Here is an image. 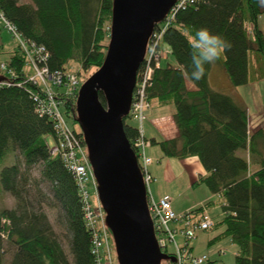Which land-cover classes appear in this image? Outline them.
<instances>
[{
	"label": "trees",
	"instance_id": "1",
	"mask_svg": "<svg viewBox=\"0 0 264 264\" xmlns=\"http://www.w3.org/2000/svg\"><path fill=\"white\" fill-rule=\"evenodd\" d=\"M31 1L33 5L0 0V15L23 41L46 48L50 54L46 65L51 71H70L69 63L75 62L81 66L76 73L82 77L83 73H97L104 66L114 0ZM263 15L264 0H191L164 22L167 28L162 42L168 46L176 66L163 67L161 59L152 62L153 75L145 88L149 110L174 107L178 130V137L151 140V145L158 147L164 158L199 160L203 173L197 176L193 187L205 185L221 202L224 218L213 228L223 227L224 231L214 241L229 239L238 248L235 264H264V130L250 132L247 108L212 89L209 76L213 64L205 65L206 75L200 81L183 73L192 70L195 30L208 27L231 45L222 54L231 85L246 86L250 54L260 56L264 65V32L258 28ZM156 32L161 34V29L157 27ZM1 54L10 75L0 71L5 80L0 84V184L4 192L16 199L18 207L0 213V264H6L7 244L13 247L9 264H97L77 183L63 161L50 153L48 140L57 141L56 131L48 118L36 112V89L26 83L25 58L19 51L3 53L2 45ZM219 61L220 58L215 63ZM86 81L87 77L82 80ZM99 98L106 106L102 93ZM77 99L69 98L64 108L74 123H78ZM132 122L130 116L123 120L131 146L140 137L139 127ZM71 128L81 132L72 125ZM11 150L20 152L25 172L17 165L2 169ZM241 152H247L248 159ZM35 167L41 169L39 179L50 186L53 203L65 219L72 261L55 238L47 216L23 206L24 188ZM214 204L209 201L190 214L201 215Z\"/></svg>",
	"mask_w": 264,
	"mask_h": 264
},
{
	"label": "water",
	"instance_id": "2",
	"mask_svg": "<svg viewBox=\"0 0 264 264\" xmlns=\"http://www.w3.org/2000/svg\"><path fill=\"white\" fill-rule=\"evenodd\" d=\"M176 3L114 0L109 53L104 66L82 86L77 100L78 123L119 264H161L169 259L156 240L143 175L123 120L130 114L138 72L155 29Z\"/></svg>",
	"mask_w": 264,
	"mask_h": 264
},
{
	"label": "built area",
	"instance_id": "3",
	"mask_svg": "<svg viewBox=\"0 0 264 264\" xmlns=\"http://www.w3.org/2000/svg\"><path fill=\"white\" fill-rule=\"evenodd\" d=\"M190 2L191 0H177L165 21H170L176 12ZM1 21L5 22L10 33L19 39L25 60L28 58L31 60L33 74L27 75L26 83L36 89L34 98L37 104V114L48 118L54 125L57 141L54 146H49L51 155L63 161L64 166L77 183L84 222L92 235V255L96 258L97 264H114L111 233L106 222L107 215L99 199V185L89 155L86 152L85 138L81 132L79 134L71 128L68 122L69 118H67L64 110L66 101L71 97L78 96L82 87L81 78L72 71H51L46 65L50 59V54L46 48L25 41L22 42L23 40L16 29L2 15H0ZM164 22L158 26L161 29V34L156 32L157 27L155 29L148 47L145 67L140 70V77L137 78L129 116L132 121L139 124L140 137L134 141L132 149L143 175L147 191L148 210L154 225L158 246L161 252L169 257L163 264H212L210 257H196L190 249L191 243L196 240L199 233L212 230L214 227V222L207 212L205 211L201 215L194 213L177 214L169 199L156 200L149 192V187L156 181L149 172V167L153 165L154 161L146 155L151 143L145 139L142 129L144 116L146 111L150 109L145 88L153 75L152 62H159L161 59V42L167 28ZM0 71L2 74L10 75L5 62L1 59ZM93 192L99 205L98 213L95 212L92 205ZM172 226L177 227L172 228ZM179 235L184 239L183 245H180L177 240ZM170 245L174 247L171 255L168 254Z\"/></svg>",
	"mask_w": 264,
	"mask_h": 264
},
{
	"label": "rangeland",
	"instance_id": "4",
	"mask_svg": "<svg viewBox=\"0 0 264 264\" xmlns=\"http://www.w3.org/2000/svg\"><path fill=\"white\" fill-rule=\"evenodd\" d=\"M19 5H33L31 0H17ZM260 30L264 32V15L261 17V26ZM24 42V41H22ZM0 45H2L3 53L12 54L15 52L22 53V49L20 48L21 43L19 39L13 36L12 33L6 27L5 22H0ZM161 65L163 67H167L168 65H175V61L169 52V48L167 45L161 42ZM3 55L1 54L0 57ZM224 56H220L219 63H215L212 66L211 77L209 78L210 86L212 89L223 93L225 95H229L234 100L239 102L240 96L243 97L244 101L248 106H252V95L249 93L250 87L247 86L245 88H235L231 85L227 72L223 67ZM252 63L254 66L252 67ZM31 60H25V73L27 75H32L33 70L31 69ZM146 61L141 66L140 70L145 67ZM250 70L252 68L255 76H259V79L264 78V68L261 57L256 55L255 53L250 54ZM69 70L72 72L81 71V66L78 63L70 62ZM139 70V72H140ZM138 72V74H139ZM94 70L87 72V74L83 73L84 76L81 78L85 80L87 77L88 80L94 75ZM86 76V77H85ZM252 80V72L250 71L249 80ZM5 81V80H4ZM87 82V81H86ZM85 82V83H86ZM2 83V82H1ZM0 83V84H1ZM82 82V84H85ZM189 88H191V84H188ZM260 90L262 93V99L264 101V79L260 83ZM250 104V105H249ZM251 108V107H250ZM149 111V110H148ZM146 111V114L147 112ZM170 112L174 114V107H168L165 109V114ZM144 116V120L146 117ZM70 125L76 131H81V127L79 123H74L73 120L68 119ZM133 125L139 127V124L136 122H132ZM145 126V132L147 134V138L152 135V128L148 120L143 121ZM142 123V124H143ZM151 130V131H150ZM150 131V132H149ZM149 132V133H148ZM49 146H54L55 142L52 139L48 140ZM86 152H88V148H86ZM146 155L148 158H151L154 161V165L149 169L150 174L152 175L156 183H152L149 187L151 196L159 200L160 198H167L171 201L174 211L176 212L178 208H183L184 213H190L195 211L203 206L209 201L215 202V204L205 210L207 214L212 218L214 224H218L222 222L224 218L221 202H219L217 197H214L209 189L205 185H199L193 187V183L197 181L196 169L189 167L186 162L164 158L160 149L158 147H152L146 151ZM240 155L244 158L249 157L247 152H241ZM14 165L19 166L22 171L25 172V162L23 157L20 155L19 151L11 150L6 162L4 163L3 168L12 167ZM201 167V173H203V168ZM41 169L39 167H35L32 171L29 172L30 182H28L25 186V192L23 193V206L29 208V206L39 211L42 214H45L53 228V232L55 238L60 243L63 248L65 254L72 261L71 256V248H70V238L65 226V219L63 215L60 213V210L55 206L52 200V196L50 194L51 188L49 185H45L40 181L39 171ZM200 173V174H201ZM39 185V187H38ZM92 205L95 212L98 213L99 205L97 202L96 195L94 192L92 193ZM18 207L17 201L10 194L3 191L2 186L0 184V213L2 211H12L16 210ZM204 211V212H205ZM203 212V213H204ZM182 215V214H181ZM177 226H172L175 228ZM224 231L223 227L213 228L212 230L199 233L198 237L195 241L191 243V247L193 248V255L196 257L208 256L210 258H215L217 261L215 264H235V256L237 255L238 248L231 243L229 239L214 241L217 237H219ZM180 245H183L184 239L179 235L177 237ZM214 241V242H213ZM111 246H112V255L114 258V264H119L118 255L115 246V241L111 238ZM5 251L7 256L5 257V263L9 264L12 255H13V247L9 244L5 246ZM174 251L173 246H169L168 253L172 254ZM220 252L224 253L220 255ZM165 263V261H163Z\"/></svg>",
	"mask_w": 264,
	"mask_h": 264
},
{
	"label": "crops",
	"instance_id": "5",
	"mask_svg": "<svg viewBox=\"0 0 264 264\" xmlns=\"http://www.w3.org/2000/svg\"><path fill=\"white\" fill-rule=\"evenodd\" d=\"M260 26H261V18L259 19V22H258L259 30H260ZM173 66H176V64ZM253 66H254V63H252V67ZM263 68H264V66H263ZM250 71L252 72V80L250 79L249 83L246 86H243L241 88H245L247 86H249L251 88L249 93H251L252 99H253L252 100V106H250L251 107L250 108L248 106V104L245 103L242 96H240L239 102L247 108L248 115H249V129H250V132H253L255 130H260V129L264 130V101L262 99V93H261V90L259 87L261 81L264 78L259 79V76L258 77H257V75L255 76V73H253L252 68ZM210 77H211V73H210L209 78ZM191 88H192V86H191ZM173 116H174V114H171L170 112H167L165 114V110H158L156 108H152L151 110H149L146 114L144 122L146 120L149 121L150 126L152 128V134H151L152 136L147 138V134L145 132V126L143 123L142 129H143V135H144L145 139H147L149 142H151V140H156L157 142H161V141L170 140V139L178 137V130L176 128ZM152 147H155V146L151 145V147L149 149H151ZM183 162H186V164L189 167L193 168V170L196 169V175L197 176L202 172L201 167H200V162L197 158H189ZM153 165H154V163H153ZM151 167L152 166H150L149 169ZM160 199H163V198H160ZM172 208H173V206H172ZM175 213L183 214L184 210H183V208H178ZM185 213H187V212H185ZM191 251H192V253L194 251L192 247H191ZM220 255H222V252H220ZM211 262H212V264H215L217 261L215 260V258L214 259L211 258Z\"/></svg>",
	"mask_w": 264,
	"mask_h": 264
},
{
	"label": "clouds",
	"instance_id": "6",
	"mask_svg": "<svg viewBox=\"0 0 264 264\" xmlns=\"http://www.w3.org/2000/svg\"><path fill=\"white\" fill-rule=\"evenodd\" d=\"M191 53V72L183 73L193 81H200L206 75L205 65L214 64L220 56L231 48L230 43L221 35L213 34L208 27L195 30Z\"/></svg>",
	"mask_w": 264,
	"mask_h": 264
}]
</instances>
